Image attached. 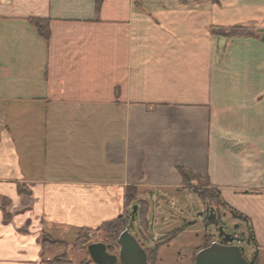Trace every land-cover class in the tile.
<instances>
[{
    "label": "crops",
    "instance_id": "0c3cea01",
    "mask_svg": "<svg viewBox=\"0 0 264 264\" xmlns=\"http://www.w3.org/2000/svg\"><path fill=\"white\" fill-rule=\"evenodd\" d=\"M181 167L264 250V0H0V264H47L129 186L158 226Z\"/></svg>",
    "mask_w": 264,
    "mask_h": 264
},
{
    "label": "rangeland",
    "instance_id": "374dc122",
    "mask_svg": "<svg viewBox=\"0 0 264 264\" xmlns=\"http://www.w3.org/2000/svg\"><path fill=\"white\" fill-rule=\"evenodd\" d=\"M224 32V30L216 31L217 35L221 36H224ZM228 37L233 36L230 35ZM197 188L198 186L196 183L190 186H183L181 191L177 192L179 194L173 193V198L161 202L162 210L165 211L166 214H164L161 219L159 216V225L154 227L151 225L154 224V222L149 221L151 207L145 201L143 202L149 207L147 225L143 226L140 224L141 217L139 216L140 206L138 202L142 200L138 199L139 191L137 192V198L136 201L133 202V208L136 207L135 212L138 210L139 215L137 214L135 219L131 218L130 223L133 232H131L128 227L125 229H128L136 238L146 254L147 250L151 251L149 255L147 254V261L148 257H150V261L153 264H192L196 254L200 250L208 247L212 242L220 243L222 241L219 232V228L221 227L225 234H229L233 237L234 245L240 247L244 257L250 264H264V250H258L256 243L251 239L252 237L255 239L254 233H250L248 227L244 223L233 219L229 212L218 204L216 199L213 198L205 201L198 199L193 193ZM176 205H178V207ZM172 207L177 209V211H172V213H175L173 218L171 214L169 215L168 211ZM133 208L128 209V213H131L132 216L135 214V212L133 213ZM207 208H213L214 214L217 215L218 221L216 224H209L208 221H206L209 216L206 212ZM199 213H201V216H198ZM156 217L157 215H154L152 218L155 219ZM190 221H194L195 224L190 225ZM189 225L190 227L187 228ZM186 228L187 230H185ZM184 230L185 232H183ZM77 234L79 233L68 234L63 241L51 237L52 240L65 243L66 247H57L60 249H56V256L54 258L65 255L68 260L72 261V264H80L81 262L84 264H93L86 251L87 245L92 243H103L107 247V252L109 254L118 253L119 248L116 241H112L105 232H96L93 229L90 232L81 234L79 243L83 245H80L77 249H73L72 247L76 244ZM160 235L163 236L159 237ZM172 235H175L173 241L165 245L159 244L160 241ZM206 242L208 243L205 247Z\"/></svg>",
    "mask_w": 264,
    "mask_h": 264
},
{
    "label": "trees",
    "instance_id": "16d2710c",
    "mask_svg": "<svg viewBox=\"0 0 264 264\" xmlns=\"http://www.w3.org/2000/svg\"><path fill=\"white\" fill-rule=\"evenodd\" d=\"M104 0H95V10L96 12H98L100 10V8L102 7ZM30 25L34 28V30L36 31L37 35L42 38L45 41H48L50 38V29H49V21L48 20H43V19H30L29 20ZM217 30H224L225 34L224 36L228 37V36H233V37H244V36H248L251 35L249 30L245 29V28H239V27H233V28H219V27H212L211 28V32L214 35H217L216 31ZM181 180H182V186H190L193 183H196L198 188L197 190L195 189V191L193 192L198 199H200L201 201H205V200H210V199H216V201H218V204H220V200H219V194L218 192L210 187V183L208 181V179L206 177H201L195 173H193L190 169L188 168H178L177 169ZM20 193H25L24 190H19ZM137 192L138 189L135 186H129L125 189V193H124V199H123V212L122 214L117 217L114 220L105 222L103 224H101L98 228L93 229L96 232H105L106 234L109 235L110 239L112 241H116L117 236H119V234L121 232H123L125 230V228H129V230L131 232H133L132 226H131V218L135 219L137 214H138V210L137 212H135L134 216H132V214L128 213V209L133 208V202L136 201L137 198ZM139 206H140V224H142L143 226L147 225V214H148V210L149 207L148 205L143 202V201H139L138 202ZM221 205V204H220ZM7 206H8V200L6 199H2L0 198V209L3 212V216L4 219L8 220L10 215L7 212ZM230 214L234 219H237L239 221H241L242 223H244L250 233H252V228L250 226V222L249 220L243 216L242 214H239L237 212H235L234 210H230ZM217 215L216 218L211 222L208 219L206 221H208V223H217L218 219H217ZM92 231V229H87V228H82L78 230L77 234V238H76V244L75 246H73V249H77L80 245L79 241H80V237L81 234L86 233V232H90ZM179 232V231H178ZM177 232V233H178ZM252 237V235H251ZM221 238V236H220ZM175 239V235L166 237L165 239H163L162 241L159 242L160 245H165L167 243H170L171 241H173ZM254 242L255 239L252 237L251 238ZM222 242H225L224 239H222ZM206 245L205 247L207 246ZM224 244V243H223ZM159 245V246H160ZM158 246V247H159ZM42 247L48 248V247H65V243L56 241V240H52L51 237L44 236L42 238ZM150 250H147V254H150ZM148 263L149 264H153L150 261V257H148ZM47 264H70V260L67 259V257L65 255L59 256L57 258L52 259L50 262H48ZM84 264V263H82ZM192 264H195V259L193 260ZM250 264V263H249Z\"/></svg>",
    "mask_w": 264,
    "mask_h": 264
},
{
    "label": "water",
    "instance_id": "95a60500",
    "mask_svg": "<svg viewBox=\"0 0 264 264\" xmlns=\"http://www.w3.org/2000/svg\"><path fill=\"white\" fill-rule=\"evenodd\" d=\"M135 211L136 207L133 208V213ZM213 211V208L206 209L209 221L216 218ZM199 215L201 216V213ZM219 232L228 244L212 242L196 254L195 264H249L240 247L232 245L233 237L225 234L221 227ZM116 243L119 248L117 254H109L103 243L87 245L86 251L90 261L93 264H149L145 250L128 229L119 234Z\"/></svg>",
    "mask_w": 264,
    "mask_h": 264
},
{
    "label": "flooded vegetation",
    "instance_id": "af4514ba",
    "mask_svg": "<svg viewBox=\"0 0 264 264\" xmlns=\"http://www.w3.org/2000/svg\"><path fill=\"white\" fill-rule=\"evenodd\" d=\"M220 236H221L222 239H224L222 234H221ZM224 241H225V242H222V241H221L220 244H223V243H224L225 245L228 244V243L226 242L225 239H224ZM232 245H234V241L232 242Z\"/></svg>",
    "mask_w": 264,
    "mask_h": 264
}]
</instances>
